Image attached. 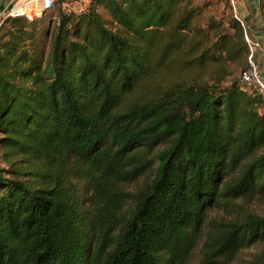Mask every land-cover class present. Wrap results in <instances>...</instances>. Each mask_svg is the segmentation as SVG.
I'll return each instance as SVG.
<instances>
[{"label": "trees", "instance_id": "trees-1", "mask_svg": "<svg viewBox=\"0 0 264 264\" xmlns=\"http://www.w3.org/2000/svg\"><path fill=\"white\" fill-rule=\"evenodd\" d=\"M83 1L51 27L0 23V264H184L203 235L223 263L264 244V214L238 211L264 198V95L227 79L250 54L229 1Z\"/></svg>", "mask_w": 264, "mask_h": 264}, {"label": "rangeland", "instance_id": "rangeland-1", "mask_svg": "<svg viewBox=\"0 0 264 264\" xmlns=\"http://www.w3.org/2000/svg\"><path fill=\"white\" fill-rule=\"evenodd\" d=\"M66 3H68L67 7H65L64 5L58 2L55 5V7L48 12L47 14L48 16L44 21L46 26H48L49 24L51 27L57 23L59 11L61 10L77 11V9L80 8L84 9V7L86 6V2L83 0L71 1ZM229 4L231 8L230 13H232L233 17L236 15L243 23V27L245 30L244 33H246L248 41L250 42V45L252 46V50H253L251 59L257 65L260 79L264 83V25L262 24L261 18H259L258 20V17H256L255 19L254 17H251L247 24L246 21L237 12L236 2L234 3L236 12H234L230 1ZM246 62L248 64V57ZM247 64L244 63V66L242 67L236 64L227 65V68L225 69L226 74L231 75V76L229 75L227 79L231 77H237V78L240 77L242 71L246 69ZM183 74L184 75H182V78L196 77L195 71L194 72L186 71ZM166 76H169V74ZM170 76H174V75H170ZM0 167H5V164L0 162ZM135 188H136L135 186H131L130 190L134 191ZM238 211L242 213L244 211H247V212H254L256 214H264V198L253 200L252 202L247 203V205L244 204ZM210 217L213 219H221L227 217V214L222 211L215 210L210 214ZM204 237L205 235L202 236L201 241L193 249L188 260L184 264H264V244L242 250L235 256L234 259L230 261H225L223 263L221 262L207 263L204 260V255H203V251H204L203 243L205 240Z\"/></svg>", "mask_w": 264, "mask_h": 264}, {"label": "built area", "instance_id": "built-area-1", "mask_svg": "<svg viewBox=\"0 0 264 264\" xmlns=\"http://www.w3.org/2000/svg\"><path fill=\"white\" fill-rule=\"evenodd\" d=\"M56 1L57 0H16V3L9 8L8 12L0 16L2 19L7 16L11 18H25L27 21H32L42 16V14L51 11ZM229 1L232 4L234 12H236L234 5L235 1ZM234 18L243 25L242 21L236 15ZM244 38L248 44L250 55L248 56L247 67L241 74V82L243 85L256 89L264 95V83L260 79L257 65L251 59L253 52L252 46L246 34H244Z\"/></svg>", "mask_w": 264, "mask_h": 264}, {"label": "crops", "instance_id": "crops-1", "mask_svg": "<svg viewBox=\"0 0 264 264\" xmlns=\"http://www.w3.org/2000/svg\"><path fill=\"white\" fill-rule=\"evenodd\" d=\"M237 5V12L248 24L251 17L260 18L258 11L257 0H235ZM16 3V0H0V15L8 12L9 8Z\"/></svg>", "mask_w": 264, "mask_h": 264}, {"label": "water", "instance_id": "water-1", "mask_svg": "<svg viewBox=\"0 0 264 264\" xmlns=\"http://www.w3.org/2000/svg\"><path fill=\"white\" fill-rule=\"evenodd\" d=\"M43 15V14H42ZM1 20H2V17L0 16V22H1Z\"/></svg>", "mask_w": 264, "mask_h": 264}]
</instances>
